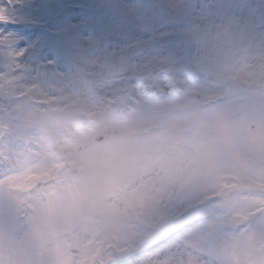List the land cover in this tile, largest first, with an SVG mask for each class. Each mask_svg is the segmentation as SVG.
Segmentation results:
<instances>
[{
  "label": "rangeland",
  "instance_id": "1",
  "mask_svg": "<svg viewBox=\"0 0 264 264\" xmlns=\"http://www.w3.org/2000/svg\"><path fill=\"white\" fill-rule=\"evenodd\" d=\"M188 90L202 96L194 102L195 113L202 117L197 119L201 129L195 118L188 121L191 130H198L194 136L183 131L187 130L183 122L177 123L180 117L175 112L183 102L189 103L186 98L182 103L174 99L149 104L152 99L141 95L142 109L134 118L124 124L104 120L97 130L76 135L67 152L74 157L72 169L81 175L80 189L62 185L63 192L50 193L45 200L31 193L29 186L59 170L39 143L45 144L57 131L59 135L62 120L1 118L0 135L6 133V138L0 145V160L19 161L28 144L35 161L28 166L19 163L20 170L0 180V263L67 264L70 256L77 255L69 263L85 264L97 247V227L106 239L113 234L120 239L118 249L123 253L143 249L147 236L152 238L149 245L165 238L189 221L174 220L187 204L196 206L203 197L215 195L224 179L234 176L243 182L242 189L230 184L232 193L222 203L214 202L194 215L205 221L148 250L151 258L145 264H264V89L232 87L229 99L235 102L228 101L218 113L200 109L219 100L215 90L197 85ZM242 101L246 105L240 106ZM164 125L168 129L163 131ZM153 129L156 132L149 134ZM211 129L215 136L208 138ZM247 133L244 160H236ZM103 137L105 142L98 144ZM198 154L201 161L193 159ZM131 204L138 205L135 208L144 213L146 223L158 225L154 232L137 238L138 232L124 218V209Z\"/></svg>",
  "mask_w": 264,
  "mask_h": 264
},
{
  "label": "bare ground",
  "instance_id": "2",
  "mask_svg": "<svg viewBox=\"0 0 264 264\" xmlns=\"http://www.w3.org/2000/svg\"><path fill=\"white\" fill-rule=\"evenodd\" d=\"M127 2L155 4L153 22H135L146 28L145 39L151 33H170L181 45L178 51L140 54L84 47L59 57L56 64L36 65L31 50L21 57L10 41L0 43L5 45L0 47V118L68 116L73 120L85 114L96 120L107 118L108 104L128 109L129 90L154 92L158 83L163 94L197 85L215 90L219 98L230 94L232 87L264 89V1ZM146 80V86L140 87ZM93 92L100 94V103L91 99Z\"/></svg>",
  "mask_w": 264,
  "mask_h": 264
},
{
  "label": "snow or ice",
  "instance_id": "3",
  "mask_svg": "<svg viewBox=\"0 0 264 264\" xmlns=\"http://www.w3.org/2000/svg\"><path fill=\"white\" fill-rule=\"evenodd\" d=\"M156 7L127 0H0V41H10L21 57L31 50L37 62L48 64L84 47L140 54L178 51L181 45L170 33H151L145 39L146 28L135 22H153Z\"/></svg>",
  "mask_w": 264,
  "mask_h": 264
}]
</instances>
